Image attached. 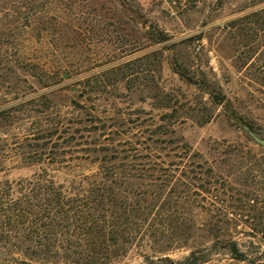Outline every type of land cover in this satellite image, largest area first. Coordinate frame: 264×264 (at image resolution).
Listing matches in <instances>:
<instances>
[{"label":"rangeland","instance_id":"1","mask_svg":"<svg viewBox=\"0 0 264 264\" xmlns=\"http://www.w3.org/2000/svg\"><path fill=\"white\" fill-rule=\"evenodd\" d=\"M0 111V183L52 169L41 154L75 165L170 125L215 183L180 211L204 230L170 256L204 251L224 205L236 224L222 230L264 250V147L248 133L264 136V0H0Z\"/></svg>","mask_w":264,"mask_h":264},{"label":"trees","instance_id":"2","mask_svg":"<svg viewBox=\"0 0 264 264\" xmlns=\"http://www.w3.org/2000/svg\"><path fill=\"white\" fill-rule=\"evenodd\" d=\"M48 128L59 130L52 121ZM169 128L159 125L155 139L154 133L128 138L111 156L109 149L88 147L75 165L62 153H44L40 160L52 169L0 183V264H128L123 260L134 249L142 258L137 264H212L217 254L224 256L217 264H264V250L253 240L243 243L222 230L236 224L232 205L206 223L204 251L191 250L179 260L170 256L188 246L192 231L204 230V221L180 211L201 207L197 190L211 194L215 183L199 177L206 162ZM89 138L71 142L91 146Z\"/></svg>","mask_w":264,"mask_h":264},{"label":"water","instance_id":"3","mask_svg":"<svg viewBox=\"0 0 264 264\" xmlns=\"http://www.w3.org/2000/svg\"><path fill=\"white\" fill-rule=\"evenodd\" d=\"M65 77V76H64ZM248 133L251 135V137L254 139V141L259 144L260 146L264 147V136H260L253 131L248 129Z\"/></svg>","mask_w":264,"mask_h":264}]
</instances>
